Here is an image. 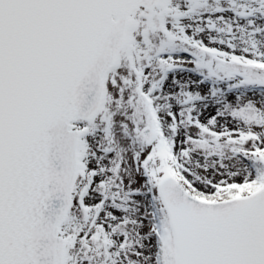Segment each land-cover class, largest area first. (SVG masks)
Listing matches in <instances>:
<instances>
[{"label":"snow or ice","instance_id":"obj_1","mask_svg":"<svg viewBox=\"0 0 264 264\" xmlns=\"http://www.w3.org/2000/svg\"><path fill=\"white\" fill-rule=\"evenodd\" d=\"M0 264H264V0H0Z\"/></svg>","mask_w":264,"mask_h":264}]
</instances>
